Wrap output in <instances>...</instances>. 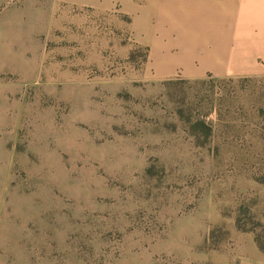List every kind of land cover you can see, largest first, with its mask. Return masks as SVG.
<instances>
[{
    "label": "rangeland",
    "instance_id": "374dc122",
    "mask_svg": "<svg viewBox=\"0 0 264 264\" xmlns=\"http://www.w3.org/2000/svg\"><path fill=\"white\" fill-rule=\"evenodd\" d=\"M204 2L0 0V264H264V75L164 71Z\"/></svg>",
    "mask_w": 264,
    "mask_h": 264
},
{
    "label": "crops",
    "instance_id": "0c3cea01",
    "mask_svg": "<svg viewBox=\"0 0 264 264\" xmlns=\"http://www.w3.org/2000/svg\"><path fill=\"white\" fill-rule=\"evenodd\" d=\"M205 7L210 5L226 14V18L234 20V37L230 35H217L215 38L201 36L191 41L179 38L172 33H165L172 29L171 21L163 18L160 21L168 26L162 30L161 23L158 31L166 38V45L162 49L170 52L171 37L174 36L173 47L178 50L173 56L174 61L169 65L166 72H171L175 66L183 68L184 73L190 77L197 78L206 73H213L218 76L234 75V77H253L264 75V0H205ZM173 7V6H170ZM161 11V9H160ZM162 14V12L160 13ZM165 20V21H164ZM164 21V22H163ZM161 35V36H162ZM210 39L211 45L216 48L205 47V42ZM225 59L229 65L234 64V70L228 66L224 70H215L203 66L196 67L195 60ZM218 57V58H217Z\"/></svg>",
    "mask_w": 264,
    "mask_h": 264
}]
</instances>
